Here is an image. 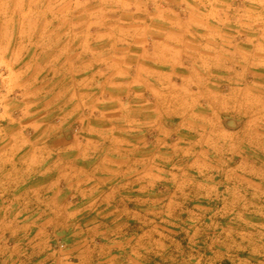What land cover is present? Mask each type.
<instances>
[{"label":"rangeland","instance_id":"rangeland-1","mask_svg":"<svg viewBox=\"0 0 264 264\" xmlns=\"http://www.w3.org/2000/svg\"><path fill=\"white\" fill-rule=\"evenodd\" d=\"M109 47L114 60L138 61L157 73L150 76L157 92L148 90L146 100L157 102L165 122L184 127L179 146L193 140L196 154L182 150L161 167L166 173L159 181L171 200L166 209L123 216L109 211L102 227L57 238L52 249L63 256L56 260L264 264V152L256 155L259 177L237 178L242 168L233 152L239 142L228 141L229 149L215 130L222 124L225 132L241 134L250 126L264 145V0H0V155L12 156L15 148L23 156L40 135L35 124L61 116L59 110L52 114L60 100L48 104L45 92L64 91L70 82L52 71L77 51L83 59L89 49ZM35 90L42 94L33 98ZM36 108L43 116L33 114ZM187 122L195 126L188 129ZM248 137L243 133L240 140ZM210 146L225 151L206 152ZM21 170L22 183L28 172ZM11 173L0 177L5 198L21 188ZM34 216L29 208L0 209V219ZM20 247L27 259L35 258L27 264H44L37 257L44 246L35 252L25 241Z\"/></svg>","mask_w":264,"mask_h":264},{"label":"crops","instance_id":"crops-1","mask_svg":"<svg viewBox=\"0 0 264 264\" xmlns=\"http://www.w3.org/2000/svg\"><path fill=\"white\" fill-rule=\"evenodd\" d=\"M114 52L110 47L107 51L89 49L80 59L82 52L77 51L71 57L74 60L52 71L53 76L70 82L64 91L53 88L45 92L48 104L60 100V108L52 114L59 110L61 116L53 115L46 125L35 124L40 135L28 143L30 148L23 156L15 148L12 156L0 155V177L12 172V177L19 180L15 187H21L12 198L3 197L6 190L1 192L0 209L29 208L36 213L23 219H0V240L5 245H0V264L34 262L35 258L27 259L21 251L20 243L25 241L35 252L44 246V252L37 257L44 264H53L61 253L52 249L57 238L78 237L87 226L92 232L94 224L102 227L112 210L121 211L123 216L133 209H166L171 202L161 186V175L166 173L161 167L169 156H180L182 150L183 154L195 155L196 143L188 141L182 149L179 144L184 127L165 122L157 102L149 104L146 100L148 90L157 92V83L150 81V76L157 73L138 61L114 60L109 56ZM42 72L41 69L37 74ZM37 82L41 81L36 76ZM41 92L35 90L30 96L36 98ZM40 112L36 108L31 113L43 116ZM56 119L58 125L53 121ZM187 125L188 129L195 126ZM215 128L227 148H234L227 145L228 141L239 142L233 152L240 158L242 168L237 178L245 179L244 174L259 177L262 171L256 155L263 154L264 145L256 141L257 134L250 132V126L243 131L249 136L246 140H240L243 133L225 132L222 124ZM210 147L206 152L225 151L223 147L215 151ZM21 168L28 172L22 183L18 175ZM100 216L105 219L98 220ZM64 257L67 258L65 253ZM62 263L56 260L55 264Z\"/></svg>","mask_w":264,"mask_h":264}]
</instances>
